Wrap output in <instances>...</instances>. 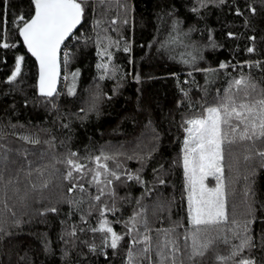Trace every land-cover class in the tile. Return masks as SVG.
Wrapping results in <instances>:
<instances>
[{
  "label": "snow or ice",
  "instance_id": "6c2138e0",
  "mask_svg": "<svg viewBox=\"0 0 264 264\" xmlns=\"http://www.w3.org/2000/svg\"><path fill=\"white\" fill-rule=\"evenodd\" d=\"M3 2L5 10L0 14L2 15L0 48L15 50L19 46L26 50L17 51L14 54V64L5 81L10 86V91L18 90L17 81L22 75L24 62L30 54L38 65V76L34 86L35 103L42 102L49 111L55 110L59 113V106L55 101L61 95L57 89L61 78V65H63L66 94L70 97L74 96L81 70L69 69L80 50L77 48L74 52L72 49L77 45L87 47L91 42L95 46L97 58L95 63L97 76L93 77L94 81L119 77L117 84L113 87V93H118L121 82L125 80L128 73H122V66L115 63V53L121 50L124 53H131L133 47L132 41L122 34V29L130 22L134 26L135 7L130 0H124V2L117 0L116 6L122 10V15L118 12L107 20L103 18V15L101 18L96 17V0H17L11 32L7 27L9 5L7 0ZM99 2L102 5L107 4V0H99ZM225 3L226 0H192L190 12L202 19L200 13L203 9L209 6L221 7ZM261 4L264 5V0H261ZM245 7L253 15L256 14V7L252 4H246ZM90 8L93 17V34L89 36L82 33L77 36L74 30H78V26H83L82 22L87 18ZM235 14L244 15L238 5H235ZM156 21L157 35L162 31H166L167 35L163 40H158L154 36L153 40L149 41V47L158 44L157 51L163 50L169 53V59L174 58L171 54L175 52L176 47L183 48L184 51L180 53L182 62L191 65L194 71L205 74V86L196 85L203 95L196 103H193L189 90L180 87L181 83L188 84L189 81L181 82L177 73H171L172 76L177 77V87L180 92V99L175 100L174 106L175 108L187 106L186 111L181 113L180 122L184 133L181 158L183 191L187 198V227H184L183 233H180L178 229L183 225L178 221L168 228L156 229L155 239L151 235L153 229L150 227L149 220L150 205L145 201L150 198L156 185L167 182L163 175V165L152 169L151 181L144 176V167L152 158L153 152L157 150L156 147L146 153L133 151L130 155L120 151L101 149L98 155L89 154L82 158L79 157L78 152L69 150L62 161L67 169L63 179L70 184L67 191L71 193L73 189L78 188L81 193H85L87 183L89 188L94 185L95 193L89 191L79 198L66 200L69 212L66 218L60 221L61 232L58 235V240L63 245L61 259L64 264H73L71 253L79 245H84L91 253L104 252L105 248H111L115 255L124 236H127L129 240L124 264H208L209 259L212 264H264V201L256 199V192L249 182V176L255 174V169L243 177H240L237 170V180L242 178L245 181L244 211L237 213L234 208L231 217L227 207L225 178V146L229 149L230 158H232L233 146L239 145L244 149L245 161L258 158L259 166L264 168V88L253 81L250 73L244 74L243 71L228 80L222 95L220 89H216L213 95L207 87L211 83L210 77H214L219 70H227L229 67L237 68L242 65H248L251 68L254 65L264 71L262 67L264 60L237 61L236 64L220 61L215 68H198L196 62L204 59L205 49L222 47L214 37V29H206L207 40L203 44L193 40L192 33L197 29L193 25H189L187 29L182 27L185 21L178 16L174 5L160 7L156 13ZM244 24L245 26L250 24L248 17H245ZM110 33H116V38ZM226 37L235 39L237 33L228 31ZM248 39L254 42L256 38L250 36ZM246 51L253 53L255 48L250 46L246 48ZM187 75L191 76L192 72H188ZM132 78L138 84L142 79L139 72ZM152 78L148 77V79ZM12 85L16 87H11ZM136 91L138 94L135 101L137 115L147 119V126L152 129V139L158 142L159 133L152 127L156 113L153 100L145 98L140 88ZM102 97L112 99L107 93L101 92L100 85L96 83L90 93L87 110L81 108L78 113L72 115L81 121L86 120L91 112L99 115L98 102ZM23 104L28 106L29 100L25 98ZM197 104L199 107L196 106ZM167 115H172L171 109ZM61 126L65 129L70 127L67 123H62ZM4 127L14 130L23 129L20 132L14 131L13 135H18L20 140L32 144L40 142V132H50L49 129H41L37 126H32L36 129L33 131L29 125L21 124L19 121L15 124L9 121L0 126V131H3ZM55 139V136L49 135V139L44 143L54 147ZM61 143L64 142L61 141ZM121 157L124 160H136L140 167L135 170L123 167ZM4 159L7 160V155ZM110 162H114V166H110ZM90 163L94 167H89ZM172 163L176 164V161L173 160ZM228 168L232 170V165L229 164ZM87 177L90 179H86ZM209 177L215 178L214 187H209L206 183ZM130 185H140L143 188L140 196L133 197L131 192H126L123 197L118 195L117 186ZM41 186L46 188L47 181ZM32 187L35 188L36 185L33 184ZM85 203H87V209H82L81 206ZM118 203L134 205L131 215L123 221H110L106 213L119 211ZM163 207V204H157L153 207L152 214L157 215L159 209ZM49 212L58 214L59 209L57 206L45 208L39 215L44 216ZM75 213H79V221L69 223ZM94 214H96V226H88ZM12 215L15 216V213L13 212ZM257 219L262 223L258 236L254 234L252 227ZM121 222L125 231L118 233L112 224ZM14 223L19 227L25 221L17 219ZM86 232H91L93 238L80 240V235ZM0 233H5L2 227H0ZM97 234L100 236L99 244L96 242ZM34 235L38 236L41 245L38 251L53 252L52 241L46 232ZM220 245L225 246L226 254L221 253ZM257 252L259 256L256 255ZM104 254L107 255L106 252ZM16 264H35V261L25 252L24 255L19 256Z\"/></svg>",
  "mask_w": 264,
  "mask_h": 264
},
{
  "label": "trees",
  "instance_id": "16d2710c",
  "mask_svg": "<svg viewBox=\"0 0 264 264\" xmlns=\"http://www.w3.org/2000/svg\"><path fill=\"white\" fill-rule=\"evenodd\" d=\"M7 2L9 5L7 7V27L11 32L17 0H7ZM130 2L135 7L134 26L130 22L122 29V34L132 41L133 47L131 53H124L122 50L115 53V63L122 66V73H128L125 80L121 82L118 93H113V87L117 84L119 77L106 78L102 81L93 79L97 76L94 44L90 42L87 47L77 45L72 50L74 52L77 48L80 50L69 66L70 70L75 68L81 70L77 79L76 94L71 97L66 94L63 65H61L62 73L58 88L61 95L55 101L59 106V113L55 110L49 111L42 102L35 103L34 86L38 76L35 59L28 54L22 68V75L17 81L19 88L16 91H10V86L5 81L14 64V54L17 51L26 50L19 46L15 50L0 48V126L9 121L13 124L19 121L21 124L29 125L33 131L36 129L32 126L50 130V132L39 133L40 142L38 144L22 141L18 135H13L14 131L20 132L23 129L14 130L4 127L3 131H0V227L7 233H0V264H16L19 256L24 255L25 252L35 261V264H64L61 259L63 245L58 240V235L61 232L60 221L64 220L69 212L66 200L79 198L89 191L95 193L94 185L89 188L87 183L85 193H81L78 188L73 189L71 193L67 191L70 184L63 179L67 169L62 161L69 150L78 152L79 157L82 158L89 154L98 155L101 149L120 151L130 155L133 151L146 153L156 147L157 150L153 152L152 158L144 167V176L145 179L151 181L152 169L163 165V175L167 182L163 185H156L150 198L145 201L150 205L149 220L150 227L153 229L151 235L155 239L156 229L168 228L178 221L183 225L178 229L180 233H183L184 227H187V198L183 191L181 158L184 133L180 127L181 113L186 111L187 106L181 108L174 106L175 100L180 99V92L177 87V77L172 76L171 73H177L181 82L189 81L188 84L181 83L180 87L189 90L193 103H196L203 95L196 85L205 86V74L194 71L191 65L182 62L180 53L184 51L183 48L176 47L175 52L171 54L174 58L169 59V53L163 50L157 51L158 44L149 47V41H152L154 36L158 40H163L167 35L166 31L157 35L156 13L160 7L174 5L178 16L185 21L182 27L187 29L189 25L195 26L197 31L192 33V39L202 44L207 40L206 29H214V37L222 47L205 49L204 59L198 60L196 67L215 68L220 61L236 64L237 61L264 60V5L261 4V0H235V4L234 0H226L225 5L221 7L209 6L203 9L200 13L203 17L201 19L190 12L192 0H130ZM246 4L256 7L255 15L245 7ZM116 5L117 0H107L106 5L96 0V17L101 18L103 15V18L107 20L117 15L118 12L122 15V10ZM235 5L242 9L243 16L235 14ZM4 10V2L0 0V14ZM245 17L250 20L248 26L244 24ZM92 18L90 8L87 18L82 22L83 26H78V30L75 31L77 36L82 33L89 36L93 34ZM228 31L237 33V38H227L226 32ZM110 35L116 38V33H110ZM250 36H255L254 42L248 39ZM250 46L255 48L253 53L246 51V48ZM190 71L192 75L188 76L187 73ZM241 71L244 74L250 73L253 81L264 88V71L254 65L251 68L248 65H242L237 68L229 67L227 70H219L214 77H210L211 83L207 87L213 95L216 89H220L222 95L228 80L233 76H238ZM137 72L142 78L139 84L132 78ZM148 77L153 78L148 79ZM96 83L100 85L101 92L107 93L112 99L102 97L98 102L99 115L91 112L86 120L81 121L72 114L78 113L81 108L87 110L90 93ZM11 87H16V85ZM137 88L142 90L145 98L153 100L156 113L152 127L159 133L158 142L152 139L153 133L152 129L147 126V119L137 115L135 103L138 95ZM25 98L29 100L28 106L23 104ZM196 106L199 107V104ZM170 109L172 110L171 116L167 115ZM62 123H67L70 127L65 129L61 126ZM49 135L56 138L54 147L44 143L49 139ZM61 141L64 143L62 144ZM5 155H7V160L4 159ZM243 155L244 149L237 145L231 149L232 158H230L229 149L225 146L227 207L230 217L234 208L237 213L244 211L245 181L242 178L237 180V170L240 177H243L255 169V174L249 176V182L256 192V199L264 201V168L259 166L258 158L245 161ZM120 160L123 167L127 169L135 170L140 167L136 160H124L122 157ZM173 160L176 164L172 163ZM83 162L81 159V163ZM229 164L232 165V170H229ZM88 166L94 167L91 163ZM110 166H114V162H110ZM45 181H47L46 188L41 186ZM33 184L36 185L35 188L32 187ZM116 190L121 197L125 196L126 192H131L133 197H138L143 188L140 185H130L128 187L117 186ZM157 204H163L164 207L159 209L157 215H153V207ZM52 206L58 207V214L49 212L44 216L39 215L43 209ZM133 206L118 203L120 210L115 213H106V216L110 221H123L131 215ZM81 207L87 209V203ZM13 212L15 216L12 215ZM17 219L25 223L18 227L14 223ZM73 221H79V213H75L69 223ZM88 226H96V214L90 218ZM112 226L118 233L125 231L122 222L113 223ZM252 227L254 234L258 236L262 227L261 220L257 219ZM45 232L52 241V253L38 251L41 245L38 236L34 234ZM92 238L91 232L80 235V240H91ZM128 240L129 238L124 236L115 255L111 248L104 249L107 253L105 255L100 251L91 253L87 247L79 245L71 253L73 264H124ZM96 242L97 244L100 242L99 234L96 235ZM233 242L238 243V241ZM220 251L226 254L227 250L224 245H220ZM209 255L211 257V253ZM256 255L259 256V253L257 252ZM208 264H212L211 259L208 260Z\"/></svg>",
  "mask_w": 264,
  "mask_h": 264
},
{
  "label": "rangeland",
  "instance_id": "374dc122",
  "mask_svg": "<svg viewBox=\"0 0 264 264\" xmlns=\"http://www.w3.org/2000/svg\"><path fill=\"white\" fill-rule=\"evenodd\" d=\"M206 183H208L209 187H214L215 186V178L214 177H209L206 181Z\"/></svg>",
  "mask_w": 264,
  "mask_h": 264
},
{
  "label": "water",
  "instance_id": "95a60500",
  "mask_svg": "<svg viewBox=\"0 0 264 264\" xmlns=\"http://www.w3.org/2000/svg\"><path fill=\"white\" fill-rule=\"evenodd\" d=\"M76 30H74V32H75ZM34 58V57H33ZM35 59V58H34ZM38 66V65H37ZM61 73H62V66H61ZM60 80H61V78H60ZM60 80H59V82H58V84H57V89L59 88V85H60Z\"/></svg>",
  "mask_w": 264,
  "mask_h": 264
}]
</instances>
